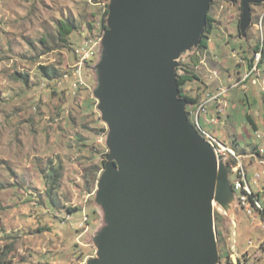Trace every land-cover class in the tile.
<instances>
[{
    "label": "rangeland",
    "instance_id": "rangeland-1",
    "mask_svg": "<svg viewBox=\"0 0 264 264\" xmlns=\"http://www.w3.org/2000/svg\"><path fill=\"white\" fill-rule=\"evenodd\" d=\"M109 3L0 0V264H87L96 257V236L105 225L96 200L104 165L98 177L94 169L102 161L106 163L109 151L108 128L95 94L97 65L103 53L100 42L104 32L99 25ZM208 15L214 21L208 49L186 51L175 69L176 75L185 66L195 72L201 81L187 84L183 93L189 97L200 93L201 100L212 87L220 86L211 82L216 73L220 72L226 87L229 79L244 73L237 63L252 57L254 50L258 52L257 46L264 48V3L251 6V25L244 37L239 29L240 0H212ZM60 21L79 29L69 36L68 48L58 36ZM85 53L88 57L82 60ZM260 64L262 75L264 53ZM40 67L56 71L61 78L44 79ZM18 74L26 79H19ZM248 87L252 92L261 91L260 84ZM244 91L237 87L227 93L237 105V112L231 107L226 110L232 122L226 123L224 117L208 129L233 149L245 166L257 158L252 144L264 150V132L260 130L258 138L242 127L247 122L244 113H238L242 106L237 99L244 97ZM262 105L258 104L257 110L261 111ZM185 110L191 120L195 106L188 105ZM234 129L239 139L236 149ZM224 163L227 169V164L235 161L229 158ZM227 172L231 183L234 178ZM249 172L260 175L251 187L256 192L262 190L264 207V166ZM69 209L74 211L69 213ZM215 214L220 217L218 229L229 261L234 264L237 255L248 249L250 257L244 264H264V222L258 213L249 217L234 207L228 215L215 207ZM255 217L258 221L253 223ZM248 241L253 248L249 249ZM220 264L226 261L220 259Z\"/></svg>",
    "mask_w": 264,
    "mask_h": 264
},
{
    "label": "water",
    "instance_id": "water-1",
    "mask_svg": "<svg viewBox=\"0 0 264 264\" xmlns=\"http://www.w3.org/2000/svg\"><path fill=\"white\" fill-rule=\"evenodd\" d=\"M240 1L244 37L264 0ZM211 2L110 0L95 94L108 128L96 192L105 225L87 264H220L214 208L231 215L237 199L175 72L197 49Z\"/></svg>",
    "mask_w": 264,
    "mask_h": 264
},
{
    "label": "built area",
    "instance_id": "built-area-1",
    "mask_svg": "<svg viewBox=\"0 0 264 264\" xmlns=\"http://www.w3.org/2000/svg\"><path fill=\"white\" fill-rule=\"evenodd\" d=\"M78 54L79 51H76ZM88 57V53L82 55V60ZM256 60H259L260 54H256ZM258 77L259 70L257 66L251 67V69L243 76L241 82L233 83L231 87H222L216 93L212 95H206V98L201 100L196 106L195 111L193 112L191 123L198 133L206 140L207 143L213 148L216 156L222 155L225 157V160L232 159L235 161L234 164H229L230 176H233V181L231 186L236 195L237 205L236 207L243 211L247 216H254L255 213L263 211V204L260 200V193L253 191L251 184H257L258 179L260 178L259 174L253 175V179L249 180L245 166L239 161V156L236 155L233 149L229 148L223 142H220L218 138L212 134L208 129L210 124L215 125L218 123L219 115L223 113L224 107L218 106V108L212 111L209 115V108L219 101V99L228 93L232 88H236L241 84H245L246 81H250L251 84H256V79H253V75ZM190 114V113H189ZM255 135L260 138L258 132H255ZM264 156V155H263ZM261 163L264 164V159L261 160ZM86 221V217L84 218ZM249 249L253 248L252 242L248 241ZM250 257L248 250L244 253L237 255V260L235 259L234 264H244L246 258Z\"/></svg>",
    "mask_w": 264,
    "mask_h": 264
},
{
    "label": "crops",
    "instance_id": "crops-1",
    "mask_svg": "<svg viewBox=\"0 0 264 264\" xmlns=\"http://www.w3.org/2000/svg\"><path fill=\"white\" fill-rule=\"evenodd\" d=\"M246 61L245 60H241L240 62L237 63V66H239V67L243 66L244 73L242 75H237L233 80L229 79L227 81L228 85L226 87H228V86L230 87V85H233V83L241 82L242 79H243V76L251 69V67L255 64V62L257 63V60L253 61L252 57H248L246 59ZM244 62H246V64ZM261 65L262 64H260V62H259L258 67H259L260 72H262ZM220 76H221L220 72H219V74L216 73L215 74V79H213L211 81L212 83L217 82V84H220V86L215 85V87H212V92L210 90V91L205 93L206 95H212L215 90L221 88V86L222 87L224 86L222 84V79L220 78ZM253 79L257 80V83L255 85H252L250 83V81H246L245 84H241V85L238 86L239 88H242L245 91H244V97L243 98H238L237 101L240 102L239 104H241V106H242V108L239 109L238 113H240V112L244 113V116H245V119H246V122H247V123H245V122L242 123V127L243 128H247L248 127V129L251 130L255 134V132L259 133L260 130H262L264 132V117H263L264 116V74L261 75V73H260L258 78L254 74L253 75ZM259 84L261 86V91H258V92H256V91L252 92L249 89V87H248V86H257ZM207 85H209V84H207ZM216 86H218V88H216ZM246 86H247V88L245 89ZM232 89H234V88H232ZM235 102H236V100H233L232 97H230V95L226 94V95H223L219 99V101L214 103L209 108V115H211L212 111L216 110L218 108V106L224 107L223 113L220 114L219 117H218L219 120H218L217 125L221 123V121L223 120L224 117H226V119H224L226 123L227 122L228 123L232 122L233 118H232L231 114H228L226 112V110L229 109V107H231V110L237 112V110H236L237 109V105H236ZM258 104H263L261 111L257 110ZM226 123H224V124H226ZM232 132H233L234 142H235L236 145H238V143H239L238 134H236L235 129L232 130ZM220 134H221V132H220ZM251 146L254 147V151H255L254 155H256L255 157H257V158H256L255 161L248 160V162L245 164V167H247L246 171H247V175H248L249 180L253 179V176H252L251 172H249L251 169H253L255 166H264V164H262L261 160H260V159L263 158L264 150L260 149V145L259 144H252ZM252 156L253 155H249L248 157L250 158ZM257 192L261 193L262 190L257 191ZM258 218H260V217H258ZM257 221H258V219L255 217V219L253 220V223L257 222Z\"/></svg>",
    "mask_w": 264,
    "mask_h": 264
},
{
    "label": "trees",
    "instance_id": "trees-1",
    "mask_svg": "<svg viewBox=\"0 0 264 264\" xmlns=\"http://www.w3.org/2000/svg\"><path fill=\"white\" fill-rule=\"evenodd\" d=\"M108 11L105 7L101 19H100V28L102 31H105L107 29L106 27V18H107ZM213 19L207 14L206 17V26L204 28L203 34L201 36L200 43L197 47V51H204L208 49V35L211 33V30L213 29ZM78 32L79 29L78 27L72 25L68 21H60L58 24V36L62 40V42L65 44L64 48H68L71 46L69 43V36L74 32ZM258 48V47H256ZM264 49V48H263ZM197 65V63H195ZM41 70V77H43L46 80L54 81L57 80L60 77V75L54 71V70H49V68L46 67H40ZM182 71L181 74H177V85H178V90L180 92V97L182 99H185L188 102V105L190 106H195L201 101V94L196 93L194 97H189L186 96L183 93V88L189 84V83H194V82H200V78L195 74L193 70H190L186 66L180 69ZM19 79H26L24 75L18 74ZM188 115V112H186ZM237 147L236 144H234V148ZM236 149V148H235ZM243 154V153H241ZM104 165V161H102L101 165H98L95 167V175L98 177L100 171L102 170ZM227 169L229 171V165L227 164ZM95 177V179L97 178ZM74 209H69L68 212L72 213ZM261 220L264 222V208L263 211L259 212ZM219 215L215 214V223H216V229H217V240H218V248L220 249V259H224L226 261V264H232L231 261H229V257L226 256V253L223 251V247L226 243H224V239L222 237V233L218 229V224H219Z\"/></svg>",
    "mask_w": 264,
    "mask_h": 264
},
{
    "label": "clouds",
    "instance_id": "clouds-1",
    "mask_svg": "<svg viewBox=\"0 0 264 264\" xmlns=\"http://www.w3.org/2000/svg\"><path fill=\"white\" fill-rule=\"evenodd\" d=\"M258 47V46H257ZM258 49V52H256V50H254V54H252V60L254 61H256V54H260V57H259V60L257 61V63L255 62V66H257V68H258V70H259V67H258V65H259V62H260V60H261V56H262V54L264 53V52H262V51H264V49H263V47L261 46V47H258L257 48ZM242 60V59H241ZM253 65V66H254ZM252 66V67H253ZM261 72H260V70H259V74H260ZM259 76V75H258ZM258 78V77H257ZM256 83H257V80H256ZM253 85V84H252ZM255 85V84H254ZM232 85H230V87H231ZM229 87V86H228ZM227 88V87H226ZM237 88V87H236ZM231 90V89H230ZM196 106V105H195ZM186 112H188V111H186ZM187 114V113H186ZM189 116V112H188V115H187V117ZM188 119H189V117H188ZM190 121V120H189ZM190 123H191V121H190ZM192 124V123H191Z\"/></svg>",
    "mask_w": 264,
    "mask_h": 264
}]
</instances>
